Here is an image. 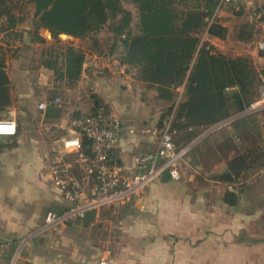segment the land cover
Instances as JSON below:
<instances>
[{
  "label": "crops",
  "instance_id": "0c3cea01",
  "mask_svg": "<svg viewBox=\"0 0 264 264\" xmlns=\"http://www.w3.org/2000/svg\"><path fill=\"white\" fill-rule=\"evenodd\" d=\"M215 19L228 28L227 38L234 32L233 23L250 24V38L238 40L252 58H263L258 43L264 40V22L255 21L246 5H220ZM205 32L213 43L223 41ZM137 69L123 61L119 70L112 68L114 82L110 80L108 85L121 89L122 100L114 101L102 92L115 108L111 114L120 121L114 154L129 174L138 169L136 155L157 149L158 140L148 130L160 127L174 115L173 111L171 119H164L162 111L144 110L162 99L157 88L148 86L140 72L138 76ZM10 94L15 100L13 90ZM9 113L15 111L10 109L0 118H14L17 133L0 136V242L4 245L0 264H264V158L246 171L243 180L222 181L217 178L227 171L234 151L227 152L228 157L219 152L210 154L216 146L208 150L205 147L199 155H183L180 179L165 180L161 176L126 204L90 210L79 222L68 221L57 232L30 237L44 223L49 210L62 212L68 204L46 175L48 152L44 155L37 149L22 127V118ZM226 127H209L199 135L201 139L196 141L197 137L189 144L196 141L195 145L210 134L222 142L234 131L231 128L221 134L219 131ZM66 128L68 134L71 127ZM198 167L213 174L203 177ZM198 178L205 181L200 183ZM227 190L237 194L235 204L226 202ZM77 223L90 234L85 242L79 237ZM59 231L71 233L70 244L65 242L67 237L59 236L63 235ZM28 236L32 239L25 241ZM83 245L99 249L85 257Z\"/></svg>",
  "mask_w": 264,
  "mask_h": 264
},
{
  "label": "trees",
  "instance_id": "16d2710c",
  "mask_svg": "<svg viewBox=\"0 0 264 264\" xmlns=\"http://www.w3.org/2000/svg\"><path fill=\"white\" fill-rule=\"evenodd\" d=\"M11 1L0 0V14H6L9 20L13 18L11 8L7 5ZM32 1L35 4L37 26L49 29L54 36L60 33L85 35L94 25L107 20V7H110L114 15H121L112 30L116 35H125L122 40L125 46L122 61L138 67L141 79L150 87H156L159 97L171 98L174 87L185 86L184 99L178 103L170 122L171 133H183V146L189 145L210 126L245 109L247 105H243L241 93L247 104L252 102V90L258 78L250 59L229 57L209 42L200 45L199 33L202 29L211 36L227 38L228 28L215 19L217 8L224 4L221 0H130L139 10L138 34H132L128 29L131 12L118 5V0ZM176 4L186 8L190 6L191 9L180 12ZM251 27L248 23L243 24L239 38L249 39ZM64 56L66 66L62 75L69 80H78L85 61L84 52L68 46ZM46 65L56 68L57 62L48 61ZM232 86L239 87V90L230 92L235 95V109L226 91ZM10 103V78L0 46V110ZM172 110L173 107L170 108V114ZM212 135L199 141L184 156L193 152L199 155L205 147L207 150L212 148L208 147ZM215 148L217 151L210 150V154L216 155L219 152L223 157H228V153L234 151L228 161L227 171L217 178L222 181L243 180L246 171L264 158V147L250 128L239 130L238 133L234 131ZM225 200L235 204L237 194L227 190Z\"/></svg>",
  "mask_w": 264,
  "mask_h": 264
},
{
  "label": "rangeland",
  "instance_id": "374dc122",
  "mask_svg": "<svg viewBox=\"0 0 264 264\" xmlns=\"http://www.w3.org/2000/svg\"><path fill=\"white\" fill-rule=\"evenodd\" d=\"M117 3L131 12L132 19L128 29L132 34H138L139 10L137 5L130 0H118ZM7 5L11 8V16L13 18L9 20L6 14H0V46L5 58L6 71L9 73L8 76L12 78V81L10 80V93L13 90L16 97L15 100L11 97L10 105L0 110V115L13 109L15 113L9 114L18 115V117L22 118V127L26 130L32 142L37 145V149H40L44 155L47 152L50 154L53 150L54 142L61 135L67 133L66 126L71 127L74 119L93 112L98 108V105H104L110 114L115 111L113 104L102 97L103 90L109 94V97L114 98V101L122 100L121 89L115 85H108L110 80L114 82L112 68L119 70L122 67V57L125 53V46L122 41L125 35H116L112 30L113 25L119 22L121 15L117 13L114 15L110 7H107V20L94 25L85 35L60 33L58 36H54L49 29L37 26L35 4L32 0H12ZM175 6L180 12L191 9L190 6L188 8L179 4ZM13 23L15 25H12ZM233 24L234 32H231L229 38H225L223 41L218 40L217 44L207 38L206 30L202 29L199 33L200 45L209 42L215 46L216 50L229 57L241 56L249 58L259 81H256L252 90V102L247 104L244 95L241 93L243 105H247L246 108L236 111L228 118L222 120L225 122L222 126L226 125L227 127L226 130L224 128V130L219 132L227 134V130L232 128L238 133L239 130L250 128L257 135L259 144L264 147V104L261 106L258 104L256 107L252 106L262 99V89H264V51L259 49V53L263 58L254 59L247 54L245 44L238 40L240 39L238 27L239 25L241 26V23L239 25L238 23ZM68 46H72L85 54L84 63L87 62V64H83L82 73L78 80H69L62 75L66 66L64 52ZM48 61H56L57 67L47 66L46 63ZM132 69L134 68L132 67ZM137 72L139 76L138 69ZM172 90L173 96L171 98L160 97L161 101L154 102L156 106H146L144 110L150 112L159 110V112L162 111L161 115L164 119L169 118V116L171 119L170 108L173 107L172 111H175L176 103L178 105L184 99L185 86L180 85ZM180 92L184 93V96H180ZM230 92L228 91V96L231 98L232 107L235 109L237 108L235 95ZM55 97H59L61 101L55 103ZM42 100L47 101L45 110H40L38 107ZM12 107H16V109L14 110ZM112 116L114 117V115ZM234 116H237V118L233 119ZM216 124L210 127H214ZM182 136L183 133L172 132L173 140L178 148L185 147L183 146L185 140H181ZM237 140L239 141V138ZM208 142V147L213 148L217 146L218 138L216 139L215 136H212ZM192 163L197 165L194 161ZM182 164L183 160H180L181 175L183 173ZM198 168L203 177L213 174L212 171L208 172L204 167ZM187 170L190 171L191 169ZM187 170H185L186 173ZM198 181L203 183L205 179L198 178ZM76 220L79 222L78 219ZM44 224L45 221L30 234V237L44 236L51 230L57 232L63 225L62 223L50 229H45ZM78 226L77 223L76 228L80 235L79 237L81 238L82 236V242H85L90 234L87 230L80 229V226ZM59 232L63 235H58L67 237L65 242L70 244L68 237H70L71 233ZM30 237L28 236L25 241L31 240L32 238ZM85 246L83 245L82 247L85 257H89L99 249ZM67 248L69 249V245Z\"/></svg>",
  "mask_w": 264,
  "mask_h": 264
},
{
  "label": "built area",
  "instance_id": "2783aa9c",
  "mask_svg": "<svg viewBox=\"0 0 264 264\" xmlns=\"http://www.w3.org/2000/svg\"><path fill=\"white\" fill-rule=\"evenodd\" d=\"M221 1L224 4L246 5L255 21L264 22V0ZM258 48L264 51V40L258 43ZM233 90H239V87L226 89L227 92ZM60 101L59 97H55V103ZM258 104H264V89L261 101L252 106ZM38 107L45 110L47 101L42 100ZM170 122L168 120L161 128L148 130L158 140L157 149L136 155L134 160L138 169L129 174L122 170L114 154L118 146L120 121L104 105L74 119L70 132L54 142L46 163V175L52 187L61 194L68 206L62 212L49 210L44 228L50 229L84 218L90 210L126 204L134 196L145 192L166 170L171 178L180 179L179 162L187 150L177 148L170 131ZM0 128L12 129L11 132H0V136H13L17 133V122L12 117L0 118ZM130 132L134 133L135 130L131 128ZM3 248L0 242V252Z\"/></svg>",
  "mask_w": 264,
  "mask_h": 264
},
{
  "label": "water",
  "instance_id": "95a60500",
  "mask_svg": "<svg viewBox=\"0 0 264 264\" xmlns=\"http://www.w3.org/2000/svg\"><path fill=\"white\" fill-rule=\"evenodd\" d=\"M244 114H245V113H244ZM235 118H237V116H234V117H233V119H235ZM223 123H225V122L222 121V122L216 124L214 127H217V126L223 125ZM199 139H201V137H199L196 141H198ZM196 141H194L193 143L189 144L188 147L186 148V150L190 149V148L194 145V143H195ZM169 177H170L169 171H168V170L164 171L163 174H162V178L165 179V180H168Z\"/></svg>",
  "mask_w": 264,
  "mask_h": 264
},
{
  "label": "snow or ice",
  "instance_id": "6c2138e0",
  "mask_svg": "<svg viewBox=\"0 0 264 264\" xmlns=\"http://www.w3.org/2000/svg\"><path fill=\"white\" fill-rule=\"evenodd\" d=\"M11 128H0V132H11Z\"/></svg>",
  "mask_w": 264,
  "mask_h": 264
}]
</instances>
